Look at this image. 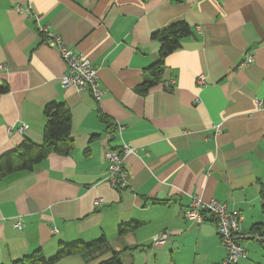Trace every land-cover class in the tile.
Wrapping results in <instances>:
<instances>
[{"label": "crops", "instance_id": "crops-1", "mask_svg": "<svg viewBox=\"0 0 264 264\" xmlns=\"http://www.w3.org/2000/svg\"><path fill=\"white\" fill-rule=\"evenodd\" d=\"M178 21L190 32L142 93L159 61L152 33ZM38 23L97 70L100 101L62 87L65 65ZM0 85L7 87L0 92V264L101 237L98 248L54 264H96L113 254L122 264H199L217 254L219 264L226 254L215 222L184 216L196 196L240 212L247 258L248 247L264 249V0H0ZM52 101L68 109L69 152L7 171V161L21 159L6 155L23 140L43 143L44 106ZM122 143L136 153L124 161L129 186L115 188L105 178L108 154ZM97 197L103 202L94 206ZM162 231L166 244L153 247Z\"/></svg>", "mask_w": 264, "mask_h": 264}, {"label": "built area", "instance_id": "built-area-1", "mask_svg": "<svg viewBox=\"0 0 264 264\" xmlns=\"http://www.w3.org/2000/svg\"><path fill=\"white\" fill-rule=\"evenodd\" d=\"M21 9L20 6H17ZM35 18L38 15L35 13ZM37 32L43 37V42L51 47H55L59 53L61 60L65 65V71L60 77L62 87L74 86L77 89L88 90L96 101H100L104 89L100 84L97 70L90 64L88 59L77 54L71 48L66 46L59 36L55 35L48 29L46 25L37 24ZM252 61V57L248 56L246 61ZM199 83L203 82L202 77L197 79ZM173 85V80L167 84ZM257 106L262 105V101L255 100ZM24 125L18 128V131L24 129ZM136 153V149L122 143L119 148L112 150L108 154L109 163L106 172L107 182L115 188H126L129 186V175L124 167V161L127 157ZM103 202L101 197H97L93 201V205H99ZM184 216L188 220L195 223H202L206 217H210L216 225L217 234L220 238L221 245L226 251L225 259L222 264H237L240 259L247 257V252L242 246L245 235L241 229V214L235 209H230L226 203L215 199H203L202 197H192L189 205L184 210ZM22 221H15V228L22 227ZM56 231V229H52ZM169 234L162 231L152 237L151 245L153 247H161L166 244Z\"/></svg>", "mask_w": 264, "mask_h": 264}, {"label": "trees", "instance_id": "trees-1", "mask_svg": "<svg viewBox=\"0 0 264 264\" xmlns=\"http://www.w3.org/2000/svg\"><path fill=\"white\" fill-rule=\"evenodd\" d=\"M190 32L189 26L184 21H178L170 24L168 27L152 33V38L160 42L159 61L150 67L152 77L143 81L140 91L145 93L147 89L157 83L162 73V61L169 53L177 50L180 46V40ZM7 89L6 85H0V92ZM44 115L46 117V124L43 130V143L41 145L33 146L31 143L23 140L20 147L6 155V158L15 155L21 161L15 165L6 163L7 171L29 169L33 163L38 162L50 152H59L67 154L71 148L69 134L71 130L70 116L68 109L61 102H48L44 106ZM101 119L106 121L105 117L101 115ZM62 144V145H61ZM61 145V146H60ZM34 149L33 156H26L27 152ZM28 157V159H27ZM262 211L264 213V194L262 202ZM136 226L135 223L122 225L118 227V232L122 234L124 231L132 229ZM104 237L93 240L90 243L73 242L60 243L55 254L51 257H45L38 249L15 260L9 264H54L57 260L64 256L81 253L84 254L101 244ZM95 257V256H92ZM96 264H122L116 254L111 257L99 261Z\"/></svg>", "mask_w": 264, "mask_h": 264}, {"label": "rangeland", "instance_id": "rangeland-1", "mask_svg": "<svg viewBox=\"0 0 264 264\" xmlns=\"http://www.w3.org/2000/svg\"><path fill=\"white\" fill-rule=\"evenodd\" d=\"M263 225L262 228L264 230V220H263ZM263 234V239H264V231L262 232ZM243 246V244H242ZM244 248V246H243ZM249 248V257L247 259H240L238 262V264H257L259 262L260 259L264 260V249L260 246L259 243H256L255 247ZM245 249V248H244ZM225 250V249H224ZM253 251V252H252ZM226 254V251H225ZM226 256V255H225ZM218 255L217 254H207L205 257H203L202 259H200L199 264H213L214 261L217 260ZM225 259V258H224ZM223 261H219V264H222Z\"/></svg>", "mask_w": 264, "mask_h": 264}]
</instances>
